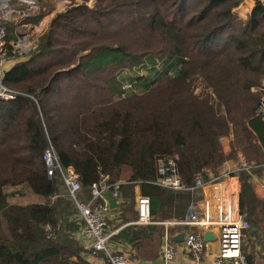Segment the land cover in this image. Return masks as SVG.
<instances>
[{"label": "trees", "instance_id": "16d2710c", "mask_svg": "<svg viewBox=\"0 0 264 264\" xmlns=\"http://www.w3.org/2000/svg\"><path fill=\"white\" fill-rule=\"evenodd\" d=\"M245 1L97 0L52 17L35 49L3 75L15 96L0 98V264H89L72 237L77 205L60 174H46L49 145L77 174L78 201L90 199L94 183L105 181L108 191L118 182L138 183L151 216L168 189L157 181L158 157L177 156L189 192L197 174L217 175L238 151L257 143L264 150L257 92L264 87V1L252 0L241 19ZM12 28L6 24V50L17 57L8 44ZM157 64L163 73L141 92L123 88L121 71ZM235 173L248 228L254 193L249 175ZM7 187L41 200L11 203ZM169 196L184 198L172 190Z\"/></svg>", "mask_w": 264, "mask_h": 264}, {"label": "built area", "instance_id": "2783aa9c", "mask_svg": "<svg viewBox=\"0 0 264 264\" xmlns=\"http://www.w3.org/2000/svg\"><path fill=\"white\" fill-rule=\"evenodd\" d=\"M50 2L56 0H47ZM63 2L67 3L68 0ZM40 6L38 0H0V98L3 100H11L14 98V92L7 89L3 84L4 75V59L7 54L6 50V24H20L23 31H27L30 26L24 21L30 17L39 14ZM15 34L18 36L17 31ZM29 36L22 35L17 41L12 42L14 49L23 43L21 51L26 54L32 48V42L28 41ZM124 89H130V84L126 83ZM259 112L264 115V96L258 106ZM46 167L48 177L54 175L55 172L60 174L65 189L74 199L78 211L75 215L81 228L79 235L84 239L86 246H89L93 253H100L107 264H129L124 253L112 250L108 245L109 234L106 231L107 223L105 215L109 207L107 200L104 198V186L96 183L90 186L91 197L86 203H81L76 199L77 192L81 189L77 174L71 167H63L57 160L53 148L49 145L42 155ZM255 165L247 162L246 158L238 153L237 162L234 164V171H245L251 174ZM158 183L164 187L172 189H181L184 187L177 169V156L174 154L162 155L157 159ZM207 174L205 178L201 174H197L192 189H206V198L204 201L203 212L199 213L194 204L191 205L188 215L182 224L189 227H209L217 228L218 249L212 259L211 264H249L246 256L241 250L243 241V228L245 227L244 215L241 213L239 206L234 198L226 199L223 196L221 186L217 182L218 178ZM212 188V193L208 192V187ZM117 184L113 185L110 194L117 196ZM101 199L102 202H96ZM137 223L149 224L151 222L150 200L145 195L137 198ZM49 230V227H46ZM204 240L198 232L188 230L183 239L184 248L190 253L195 261H199L204 249ZM175 244L168 235L164 236L161 247V256L156 264H171L175 257Z\"/></svg>", "mask_w": 264, "mask_h": 264}, {"label": "crops", "instance_id": "0c3cea01", "mask_svg": "<svg viewBox=\"0 0 264 264\" xmlns=\"http://www.w3.org/2000/svg\"><path fill=\"white\" fill-rule=\"evenodd\" d=\"M24 23L27 22L24 21ZM10 24L13 26L12 29L15 35L14 39L8 41V44L12 46V42H14L17 37L15 30L20 32L23 28L20 24ZM29 26L32 27L31 25ZM19 34L20 33H18V35ZM225 149L227 150V146H225ZM238 153H241L246 158L247 162L255 165L254 167H261V169H255L253 167L251 174L244 171L249 175L250 187L254 194L248 195L249 200L247 201V209H250V215L248 216V218H250V226L247 228L245 225L244 227L241 250L246 256L249 264H264V150L262 146L257 143L251 147L238 151L234 160L225 162L219 169V173L212 176L218 178L217 182H219L221 186L223 196L226 199L234 198V201L239 206L241 182L238 173H235L233 169L234 164L237 162ZM118 183H116L117 196L114 197L111 195L116 206L111 208L107 202L109 210L105 215V221L107 223L106 231L109 234L108 245L112 250L124 253L129 264H156L159 262L161 256L164 236L168 235L174 242L176 249L175 257L171 264H211L218 249L217 228L214 226L189 227L182 224V221H184L188 215L191 205L194 204L195 209L199 213L203 212L206 189H191L187 192L182 190L184 187L181 189L165 187L168 189H164L161 193L156 215H152V220L149 224H139L136 222V203L138 196L143 195L139 184H124L121 187L120 183ZM169 190H172L174 193L177 191L182 192L184 198L179 200L172 196L171 199ZM207 190L209 193H212L211 186L208 187ZM23 191L26 192V190ZM31 196H33V200L30 202L41 200L37 196L35 197V195L31 194ZM88 200L89 199L85 196L79 199L81 203H86ZM8 201L15 203L10 200ZM26 203L28 202L18 204ZM177 205H179V208L175 215L173 211ZM73 218L75 219V216H73ZM78 225V229L73 232L72 237L75 242L85 250V253H83L84 259H86L89 264H107L106 259L100 253H93L89 246L85 245L84 239L78 233L81 228L79 221ZM191 229L201 234L205 243L199 261H195L184 248V238L179 240L174 239L175 236H179L181 233L185 235V233ZM121 232H123L122 235H125L124 238L121 236L119 237Z\"/></svg>", "mask_w": 264, "mask_h": 264}, {"label": "rangeland", "instance_id": "374dc122", "mask_svg": "<svg viewBox=\"0 0 264 264\" xmlns=\"http://www.w3.org/2000/svg\"><path fill=\"white\" fill-rule=\"evenodd\" d=\"M63 1L64 0H56V1L50 2L47 0H41L39 2L38 0L39 6H40L39 14L37 15V16H40L38 23H33V22L28 21L27 24L31 25L32 27L27 29L26 32L23 30H20V32L17 31V33H20L19 34L20 36L16 37L14 41L16 42L17 39L22 37V35H27L29 36L28 41L32 42L31 50H33L35 49L36 44L38 43L39 37L45 30L48 29L49 22L56 13L64 11L66 9L65 7L68 5L74 6V5H79V4H85L88 7H93V5L96 3L97 0H68L67 3ZM261 1H264V0H261ZM252 4H253L252 0H246L243 6L239 8V17H241V19L246 17ZM22 45L23 43L20 42V46L19 45L16 46L17 49L13 48L17 57L9 56L8 54L5 55V59H4V69L5 70L8 69L12 65V63H14L16 60H20V59L27 57L29 52L26 54L22 53L21 51ZM210 46H212V43H210ZM171 71H173V69ZM162 73H163L162 64H157L156 67L152 71L145 70V69L140 70L137 67H136V70H133V71L124 69L119 74V79L125 80V82L130 83L131 88H133L134 91L141 92L144 89V85H143L144 82L151 80L155 77H159ZM135 76L138 78L136 79L137 84H135V81H134ZM262 84L264 86V80ZM257 92L261 93V98H262L264 96V87H260V88L258 87ZM23 190L24 189L21 187L19 188L7 187L5 188L4 191L6 192L8 196V200L12 202L23 203V202L32 201L33 196H31V194H29L27 191L25 192Z\"/></svg>", "mask_w": 264, "mask_h": 264}, {"label": "water", "instance_id": "95a60500", "mask_svg": "<svg viewBox=\"0 0 264 264\" xmlns=\"http://www.w3.org/2000/svg\"><path fill=\"white\" fill-rule=\"evenodd\" d=\"M4 73H5V71H4ZM104 184H105V181H103V182L101 183L102 186H103ZM103 196H104V198L107 200V202H108V204H109V206H110L111 208H113V207L116 206V203H115L114 199L112 198V196H111V194H110V191L105 190L104 193H103ZM151 219H152V216H151ZM183 238H184V234L181 233L179 236H175L174 239H175V240H179V239H183Z\"/></svg>", "mask_w": 264, "mask_h": 264}]
</instances>
